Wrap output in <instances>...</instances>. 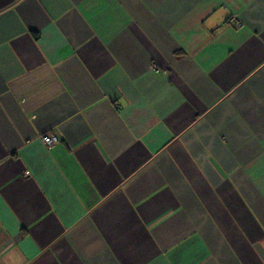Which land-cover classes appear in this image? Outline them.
Masks as SVG:
<instances>
[{"label":"crops","instance_id":"crops-1","mask_svg":"<svg viewBox=\"0 0 264 264\" xmlns=\"http://www.w3.org/2000/svg\"><path fill=\"white\" fill-rule=\"evenodd\" d=\"M0 264H264V0H0Z\"/></svg>","mask_w":264,"mask_h":264},{"label":"built area","instance_id":"built-area-1","mask_svg":"<svg viewBox=\"0 0 264 264\" xmlns=\"http://www.w3.org/2000/svg\"><path fill=\"white\" fill-rule=\"evenodd\" d=\"M231 20H233L236 23L239 22L235 17H232ZM40 139L47 147H51L58 142V136L53 131L46 132L40 135Z\"/></svg>","mask_w":264,"mask_h":264}]
</instances>
